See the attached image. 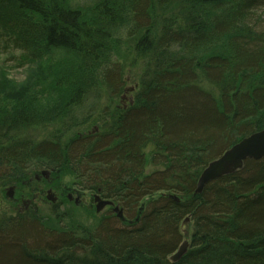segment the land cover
<instances>
[{
    "label": "trees",
    "instance_id": "obj_1",
    "mask_svg": "<svg viewBox=\"0 0 264 264\" xmlns=\"http://www.w3.org/2000/svg\"><path fill=\"white\" fill-rule=\"evenodd\" d=\"M127 43L139 89L114 110ZM0 52L26 71L0 68V203L11 186L31 197L42 170L62 197L0 209V264H264V158L195 194L210 162L264 130V0H0ZM73 188L126 220L75 222Z\"/></svg>",
    "mask_w": 264,
    "mask_h": 264
},
{
    "label": "water",
    "instance_id": "obj_2",
    "mask_svg": "<svg viewBox=\"0 0 264 264\" xmlns=\"http://www.w3.org/2000/svg\"><path fill=\"white\" fill-rule=\"evenodd\" d=\"M133 91V90H132ZM124 99L126 96L123 97ZM132 104V101H131ZM264 158V131L257 132L249 137L244 138L239 143L225 151L218 159L211 162L208 167L202 173L195 194H202L205 187L212 182L221 179L225 176L233 175L244 167V163L247 160L259 161ZM51 171L45 170L40 175L36 176V180L41 178L49 180ZM9 199H14L15 188H9L7 192ZM71 200L72 198L69 197ZM47 200L52 204H56L58 197L49 190L47 193ZM179 202L178 199H176ZM95 202L97 203L96 212L101 213L108 205H113L110 201H104L98 195L95 196ZM76 204H79V199H76ZM114 212L117 214V218L122 220L124 218V211L119 207H116ZM189 219L186 220L188 222ZM188 242H184L179 248L176 254L172 256L173 262H178L188 250Z\"/></svg>",
    "mask_w": 264,
    "mask_h": 264
},
{
    "label": "rangeland",
    "instance_id": "obj_3",
    "mask_svg": "<svg viewBox=\"0 0 264 264\" xmlns=\"http://www.w3.org/2000/svg\"><path fill=\"white\" fill-rule=\"evenodd\" d=\"M138 58L139 56L135 53L134 47L130 43L124 44V46L120 48L114 55V60L118 61L117 66L121 68L123 79L125 81L124 89L120 92L118 98L113 103L112 108L114 110L117 109L119 110L120 107L123 108L124 106H126L125 105L126 103L123 102L124 100L122 99L125 96L124 95L125 91L130 92L129 93L130 95L128 94L129 95L128 98H131L135 93V88H137V86L139 85L138 80H140L139 76L141 73V69H140V65L138 64L139 62ZM112 64L115 65L116 62ZM112 67L114 68L115 66ZM0 68H4L8 72L9 77L17 81H23L26 78V71L24 70V68H20L18 66V63L14 59H11L8 55L3 54L2 52H0ZM106 102H108V100H106ZM128 105L129 103L127 104V106ZM94 129H97L101 132L99 125H94L93 130ZM66 180L69 182H65ZM66 180L64 181L65 183H70V184L73 183V180H71L70 178ZM92 195H93L92 193L87 192L86 197L82 199L84 207L83 206L75 207L76 212L74 213V221L81 225H85L87 223L86 225L94 227L93 225H97L99 218L105 216L106 218H108V221L111 219V221L115 220L119 222V218L116 217L117 214L113 213L111 209L104 210L103 213L99 216H97L96 213L94 215H91L89 209H90V196L92 197ZM36 205L40 211L41 210H46V212L51 211V207L43 203H37ZM118 207H120V210L121 209L123 210V208L119 204ZM9 208H10V204L7 201L2 200V202L0 203V209L8 211ZM61 210L62 211L66 210V207L63 206ZM94 216H96L97 218H95Z\"/></svg>",
    "mask_w": 264,
    "mask_h": 264
},
{
    "label": "bare ground",
    "instance_id": "obj_4",
    "mask_svg": "<svg viewBox=\"0 0 264 264\" xmlns=\"http://www.w3.org/2000/svg\"><path fill=\"white\" fill-rule=\"evenodd\" d=\"M122 88L124 89V85L122 86ZM139 89V87H137V88H135V90H138ZM119 109H121V108H119ZM99 130H97V129H94L93 130V127H90L89 129H88V131L86 132V133H83V134H81V136H95L96 134H99ZM260 132V131H259ZM224 153V152H223ZM222 153V154H223ZM221 154V155H222ZM220 155V156H221ZM219 156V157H220ZM218 157V158H219ZM217 159V158H216ZM215 159V160H216ZM250 161H252V160H250ZM253 161H255V160H253ZM43 171H45V170H42V172ZM219 180V179H218ZM43 181L44 182H46L48 185H49V188H51V189H54L55 190V187H53L52 186V184L53 183H55V180H54V178L52 177V172H51V175H50V179L49 180H46V179H44L43 178ZM217 181V180H216ZM197 185H198V183H197ZM196 189H197V187H196ZM196 191V190H195ZM80 195H82L83 196V194H80ZM169 196L171 197V198H173V199H178L179 201H180V197H179V193H177V192H171V193H169ZM126 220V218H125V216H124V218L122 219V221H125ZM186 242H188V246H190V242H189V239H187L186 240ZM182 246V243L180 244V246H179V248ZM172 261V260H171ZM173 262V261H172Z\"/></svg>",
    "mask_w": 264,
    "mask_h": 264
},
{
    "label": "flooded vegetation",
    "instance_id": "obj_5",
    "mask_svg": "<svg viewBox=\"0 0 264 264\" xmlns=\"http://www.w3.org/2000/svg\"><path fill=\"white\" fill-rule=\"evenodd\" d=\"M40 191H41V188H40V190H39L38 192H36V193H38L37 195H39V194L41 193ZM55 191H56V193L58 194V191H57L56 189H55ZM76 193H77V192H71V193L69 192L68 195H69V194H72V195L74 194V195H76ZM85 194H86V193H83V197L85 196ZM81 196H82V195H81ZM59 197L62 198L60 194H59ZM18 205H19V204H18ZM109 209H111V211L113 212V209H114V208H112V207L107 208V210H109ZM113 213H114V212H113Z\"/></svg>",
    "mask_w": 264,
    "mask_h": 264
},
{
    "label": "clouds",
    "instance_id": "obj_6",
    "mask_svg": "<svg viewBox=\"0 0 264 264\" xmlns=\"http://www.w3.org/2000/svg\"><path fill=\"white\" fill-rule=\"evenodd\" d=\"M65 182H69V181L66 180Z\"/></svg>",
    "mask_w": 264,
    "mask_h": 264
}]
</instances>
